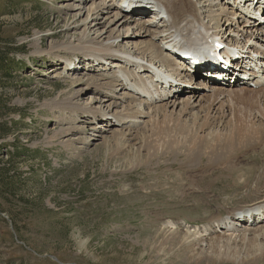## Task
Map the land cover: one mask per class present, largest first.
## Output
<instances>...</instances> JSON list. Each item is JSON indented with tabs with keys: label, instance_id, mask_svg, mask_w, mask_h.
I'll use <instances>...</instances> for the list:
<instances>
[{
	"label": "rangeland",
	"instance_id": "374dc122",
	"mask_svg": "<svg viewBox=\"0 0 264 264\" xmlns=\"http://www.w3.org/2000/svg\"><path fill=\"white\" fill-rule=\"evenodd\" d=\"M78 1L0 0V264H181L180 241L172 245L169 237L182 235L190 242L204 239L202 247L195 249L209 252L210 238L231 234L220 228L205 231L210 219L264 200V180L256 183L264 177V143L240 152L244 156L235 160L237 171H227L224 164L212 165L206 174L214 175L203 180L201 165L207 151L189 162L185 157L189 142L168 143L170 134L166 136L162 129L163 112L157 113L163 118L153 136L148 117L113 124L117 119L103 114L117 116L129 110L131 100L123 94L133 92L116 86L114 96H109L87 87V79L98 86L116 85L112 79L116 73L112 61L98 67L85 57L88 51L101 49V43L92 33L87 39L82 37L79 22L78 29H72L78 11L70 7ZM106 1L120 11L118 0ZM92 2L99 1L90 0L85 7ZM82 11L80 20L86 17ZM147 16L139 21H148ZM234 28L218 37H231L247 64L243 67L251 68L246 70L252 73L249 78L255 79L232 81L223 90H251L259 96L264 91V75L251 70L259 66L264 54L260 46L264 32L258 28L251 31L254 35L241 38L240 29ZM147 29L159 32L161 27ZM121 32L116 33L120 45L116 49L129 47L135 52L141 39H125ZM160 35L153 38L157 45ZM172 68L159 66L173 75ZM183 73L189 80V73ZM259 77V85L254 86ZM191 81L181 84L173 112L167 108L168 115L176 118L181 103L189 100L193 108L183 117L189 125L192 115L205 114L199 101L212 96L210 90H201L200 79ZM230 103L221 111L220 105L214 106L211 116L221 120L218 113L225 111V122L211 124L202 131L203 137L226 135ZM255 115V121L263 123ZM108 118L112 124L107 125Z\"/></svg>",
	"mask_w": 264,
	"mask_h": 264
},
{
	"label": "bare ground",
	"instance_id": "6f19581e",
	"mask_svg": "<svg viewBox=\"0 0 264 264\" xmlns=\"http://www.w3.org/2000/svg\"><path fill=\"white\" fill-rule=\"evenodd\" d=\"M89 1L90 0H79L73 7H70L74 11H78V17H75L76 19L74 18L75 25L72 29H78L80 25H83L82 37L84 36V38L87 39L92 33L95 35V39L100 40L101 49L88 51V54H86L85 57H87V60L97 62L98 67L99 65L104 66L106 64H110L107 63V61H112L114 64L112 66L115 68L116 73L112 79L116 85L107 83L108 85L106 84V86H98L94 82H88L90 79H87V87H94L97 92H106L109 96H114L112 93H114L116 86L131 88V84L144 83L147 82V79L155 81L154 79L159 77L158 73L162 70L159 69V66H175V68H172L171 71L173 72V75H168H170V77L176 76L178 77V80H180V78H183L184 80L182 82L179 81L178 83L174 79L173 81L177 84L176 87L164 93H159L158 91H147L144 93V97L139 96L135 92H133V94L124 93L123 95L126 96L124 98L131 100V107H128L129 110L122 112V115L113 116L108 112L103 114V116L116 118L117 120L113 124L119 125L121 124V121L126 122V119L136 120L148 117L150 119L149 122L151 123V136H153V132L158 129L159 121L163 118L162 116H157V113L159 114V112H163V115L165 116L163 120L165 121L163 122L164 125L162 129H164L166 136L170 134L168 137V143L179 146V143L189 142L191 147L189 148V153L185 155L189 162H195L197 156L200 155L202 150L207 151L204 153V155H207L206 162L201 165L203 171H201L202 175L200 174V177H202L203 180L214 175V173L206 174L210 172V169H213L212 165L224 164L227 166V171L233 172L237 168L235 167V160L244 156L240 155L244 150L251 147L260 148L263 146L264 91L262 90L260 91L261 93L259 92V96H256V93L258 92L251 90L234 91L228 89L224 91L223 86H208V84L201 82L204 80L200 79V87H204L201 90L208 89L212 92L211 97L203 95L204 97L201 99L202 101H199V108L203 111V113L205 112L203 116H201L200 113H196V115H192L191 125L184 122L183 117L188 115V112L190 113L189 108H193V104L190 103L189 100L181 103L182 108L176 118L172 115H168L169 111H167V108L170 107L173 108V112L174 108L178 106L177 101L174 100L176 96H180L182 91L181 86H178V84L181 85L191 83L193 75L197 77L199 76V72L196 71L193 74L190 73L187 75V79L189 80L184 78V70L179 66L182 64V58H180V55H182L184 45L189 47L193 41L205 44L208 40L219 36L222 32L226 35V31H229L231 27L240 29L242 32L240 34L241 38H246L247 36L250 37L254 35L251 31H255L258 29V26H261V22L259 20L255 22L251 19L244 18L238 10L233 11L230 9L223 0H196L195 2L191 0H151L155 1L157 6L161 5L165 10L167 18H163V20L160 19L159 13L149 12L146 10L144 8L145 6H143V0H132V3L131 1L128 3V5H130L128 7H130L133 12H136V14H133L136 17L134 19H131V17L127 14H123L125 12L117 10L115 6L114 8L116 10L113 9L106 0H98V3L92 2L88 7H85ZM260 3H264V0L259 2L257 5H260ZM121 4L122 1L119 2L118 6H121ZM64 10L65 12L67 11L66 9ZM82 10H85L86 12L84 20H80L83 14ZM112 10L114 13L113 15H110V11ZM146 14L148 15V21H139L140 18ZM121 15L123 16L121 17ZM136 19L138 20L135 21ZM168 21L170 23H168ZM78 22L80 25H77ZM104 24L105 27L102 28ZM153 25H156L157 27L160 26L161 30L156 32L157 30H150L151 28L147 29L149 26L151 27ZM212 27L213 30H211ZM120 30H123L121 33H123L122 36L125 39H133L137 37L141 39L139 45H135L134 47V50L136 49L135 52L129 50V47L125 51L116 49L120 46L117 41L119 36H116V33L120 32ZM231 32H233V30ZM224 33L222 35H224ZM159 34H161V43L157 45L153 42V38ZM225 39L230 42L231 37L227 36ZM250 39L251 38H248L247 41ZM235 43L240 45L237 41H235ZM260 46L264 47V44L262 43ZM216 48L219 49L217 46ZM243 48L245 49L244 46ZM171 49L174 50V52H177V55L179 56L178 61H176L172 56L174 55L173 52H168L171 51ZM213 49L215 48L213 47ZM259 51H261V49ZM253 52L255 51L253 50ZM226 56L228 60L231 61L230 66L227 67L223 74L234 77L235 73L233 72L238 69L239 64L242 65L244 63V59L234 62L231 59L234 57L233 55L226 54ZM261 57L260 62L264 64V54H262ZM197 58L203 59L199 56L190 57L192 62ZM66 61H68L70 65L74 64L70 60ZM245 65L247 66V64ZM141 72L144 74L142 75ZM263 80L264 78L261 79V82ZM237 81L238 80H236V82ZM227 86H230V84ZM139 92L141 93V91ZM224 93H228L227 97L229 96V98L226 99L227 101H218L219 97ZM194 97H196V95H194ZM138 101L139 104H135ZM161 101L167 102L160 106H156V104ZM229 101L233 103H230L232 106L229 105L231 118L228 120L227 124L225 123L226 127L229 128L226 135L221 138V135L214 136V133H211L203 137L202 131H205L209 126H211V124L225 122L222 121L223 117H225V111L218 113L222 114L221 120L220 116H211L214 106L220 105L217 109L221 111V109L224 108V104ZM154 107H156V111L150 112V110ZM255 112L260 115L263 123H261L259 119L255 121ZM152 113L154 114L151 116ZM105 122H107V125L112 124V122H109V118L106 119ZM241 151L242 153H240ZM242 174L243 173H241V175ZM262 180H264V177L263 179L262 177H259L256 183ZM258 210H262L264 212L263 199L260 203L242 207L232 213L230 212L225 217L215 220H207L208 222L204 227L205 231L214 230L216 228L231 231V234L228 236H216L212 239L210 238V243H208L209 252L207 253H204L203 249L201 251H197V248L195 249V247L204 244V239L202 238H195V241L193 240L190 242L187 240V235H182L183 237L181 238H175L176 236L174 237L173 235V239H170L169 237L172 245L177 241H180L178 243L181 244L180 246L183 248V259L179 262H183L181 264H264V216L261 218L260 215L257 214ZM248 216H250V218H247ZM241 218L243 220L239 221ZM237 226H239L240 229L237 228ZM239 248L242 249V253L241 251H238Z\"/></svg>",
	"mask_w": 264,
	"mask_h": 264
}]
</instances>
